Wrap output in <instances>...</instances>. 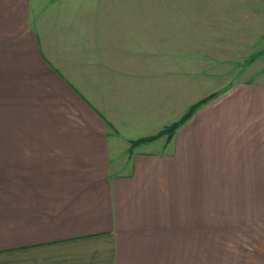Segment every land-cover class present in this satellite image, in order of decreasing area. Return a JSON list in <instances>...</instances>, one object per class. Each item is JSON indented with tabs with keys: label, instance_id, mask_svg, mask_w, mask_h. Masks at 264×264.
Returning <instances> with one entry per match:
<instances>
[{
	"label": "crops",
	"instance_id": "crops-1",
	"mask_svg": "<svg viewBox=\"0 0 264 264\" xmlns=\"http://www.w3.org/2000/svg\"><path fill=\"white\" fill-rule=\"evenodd\" d=\"M197 1L216 29L160 35L170 4L0 0V264H264V82L188 63L250 58L264 0Z\"/></svg>",
	"mask_w": 264,
	"mask_h": 264
},
{
	"label": "rangeland",
	"instance_id": "rangeland-1",
	"mask_svg": "<svg viewBox=\"0 0 264 264\" xmlns=\"http://www.w3.org/2000/svg\"><path fill=\"white\" fill-rule=\"evenodd\" d=\"M128 1H129V3H134V2L158 3V4H162L161 6H166V5L170 4L172 6L170 8V10L165 9L167 7H161V8H159L160 10L157 9V11H154V12L157 14L156 17H159V19L169 18V17L176 19L177 25L183 24L182 22H184L186 19H189V18L193 19L192 20L193 24H197V22L194 20V18H196L197 13H199V15H200V14H203V12L191 11L189 13V10L184 11V8H185V6L187 8H189V6L191 5V9H192L194 7V5H198V3L199 4H205L204 2L203 3H202V1L198 2L197 0H128ZM206 4H209V3L207 2ZM212 13H215V12L209 11V14H212ZM147 14H150V12H147ZM189 14L191 15V17L189 16ZM199 22L202 23L203 21L200 19ZM193 24H192V27L191 26L185 27L182 25L181 26H175V27L163 26L158 30V32L160 35L161 34H168L169 33L168 30L170 29L173 32H170L169 34L170 35H176V34H179L177 32L181 31V30L184 31V34L185 33L189 34L191 30H197V29L198 30H202V29H204V30H207V29L211 30L212 29L213 30V29H216V28H209V27H205V26H193ZM256 30L260 31V34H261L260 38H262L263 41L257 42L253 45V46H255V49L252 50L253 52L251 51L252 52L251 54H249L251 56L250 58H245V59L241 58V59H232V60L231 59H224V58L207 59L205 56L204 57L199 56L200 52L195 51L198 54H192L193 58L190 59L188 62V63H190V66L193 67V73L191 74L192 85L195 84L196 82L199 83V81H201V79L202 80L205 79V80H207L206 85L208 84V86H209L208 90H210V89H212L211 87L213 85H220L222 82L224 83L225 81H234V80H236V77H238V79H241V80H243L245 78H249V79H253L254 81L264 82V32H263V27L256 28ZM208 53L213 54L211 52H208ZM177 61H180V60H177ZM245 68L249 70V72L246 73L245 75H240V74L236 73L238 71L245 70ZM201 72H203L204 74L203 75L200 74ZM199 93L204 94V92H201V91ZM215 93H216V91H215ZM215 93L209 94L206 97L202 98L201 100L209 97L210 95H214ZM201 100H199V101H201ZM198 102H196V103H198ZM196 103H194V104H196ZM187 111H188V109L186 110V112ZM180 118H178L177 121ZM118 157H120V156H118Z\"/></svg>",
	"mask_w": 264,
	"mask_h": 264
},
{
	"label": "trees",
	"instance_id": "trees-1",
	"mask_svg": "<svg viewBox=\"0 0 264 264\" xmlns=\"http://www.w3.org/2000/svg\"><path fill=\"white\" fill-rule=\"evenodd\" d=\"M214 97H216V94L210 95L209 97H207V98L199 101L198 103L194 104L193 106H191L188 109V111L177 122H175L174 124L162 129L154 137L147 138V139H144V140H139V141L133 143L132 145H138V144H141V143H147V142H150V141H152L154 139L160 138L162 136H166L167 139L170 138L173 135L174 131L176 129H178L184 122H186L191 117V115L195 112L196 109H198L200 106L204 105L205 103H207L208 101H210Z\"/></svg>",
	"mask_w": 264,
	"mask_h": 264
}]
</instances>
